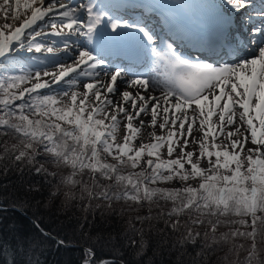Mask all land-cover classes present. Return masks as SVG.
I'll use <instances>...</instances> for the list:
<instances>
[{
	"label": "snow or ice",
	"instance_id": "6c2138e0",
	"mask_svg": "<svg viewBox=\"0 0 264 264\" xmlns=\"http://www.w3.org/2000/svg\"><path fill=\"white\" fill-rule=\"evenodd\" d=\"M0 136V168L54 189L33 205L38 238L10 245L25 264L39 238L67 247L39 209L68 205L87 215L64 228L97 229L82 264H125L97 245L127 264H185L187 245L189 264H264V0H2Z\"/></svg>",
	"mask_w": 264,
	"mask_h": 264
},
{
	"label": "trees",
	"instance_id": "16d2710c",
	"mask_svg": "<svg viewBox=\"0 0 264 264\" xmlns=\"http://www.w3.org/2000/svg\"><path fill=\"white\" fill-rule=\"evenodd\" d=\"M7 143L9 148L13 141L11 139L5 140L4 137L0 136V155H5L2 151V145ZM20 167L24 168L25 171L21 172L16 169L15 165H12L8 168L7 172L0 168V205H17L29 213L33 218H35L34 213L38 210L33 205L36 201H40L41 204H45L49 200V193L54 191L53 188L45 185L40 176L35 173H29L27 171V165H21ZM49 167V165H45ZM29 184H36L40 187L39 192L26 193V187ZM159 186V185H158ZM60 199H63L61 196ZM19 201V202H18ZM54 204H59V199L53 201ZM41 219L43 224L41 226L45 227L48 230H51L52 233L59 236L65 241H73L85 244L90 246L95 243L94 239H89V237H95L97 229L86 226L82 232H74L72 229L64 228L62 222L65 221L69 216L72 217L73 221L76 219L83 220L86 213L78 210L76 207L68 205L64 208H49L39 209ZM120 218L117 217V220ZM97 223H100L97 219ZM15 224L19 230L16 235V240L13 239V233L9 231L8 225ZM106 231H111L113 228H118L117 222L115 220L109 221L106 225H102ZM38 238L36 229L32 226L31 218L22 213L17 208H0V239H3L8 242L3 249H0V264H11L13 259H15L16 264H25L26 257L22 254H16L14 256L12 248L10 245L13 243L19 242H31ZM43 240L41 244L40 251L36 253V257L41 261V264H82L84 259V248L79 245H67V247H57L55 240H47L44 238H39ZM97 258L101 259L103 257H116V258H127L131 259L129 252L131 249L121 251L123 256L120 253L116 252L111 245L101 247L97 245ZM199 249H193L191 245L185 246V252L182 257L185 264L189 262L196 256V253ZM42 252V254H41ZM151 256V252L148 253ZM127 259L125 263L127 264ZM157 262L159 264L160 260H163L165 264L168 261L174 260L175 256L165 254L163 256L157 257ZM236 259V257H233ZM240 260H243V255L239 257ZM114 259L105 260L110 262ZM215 260V256H213Z\"/></svg>",
	"mask_w": 264,
	"mask_h": 264
},
{
	"label": "water",
	"instance_id": "95a60500",
	"mask_svg": "<svg viewBox=\"0 0 264 264\" xmlns=\"http://www.w3.org/2000/svg\"><path fill=\"white\" fill-rule=\"evenodd\" d=\"M0 208H17V209H19L20 211H22L23 213H25L26 215H28L30 218H31V220L33 221L35 218H33L29 213H27L25 210H23L22 208H20L19 206H17V205H13V206H9V205H0ZM43 227V226H42ZM45 230L46 231H48V229H46L45 228ZM53 234V236L56 238V239H61L59 236H57V235H55L54 233H52ZM66 242V241H65ZM66 244L67 245H79V246H81L82 248H84V249H86L87 247H89V246H87V245H85V244H82V243H78V242H73V241H70V242H66ZM108 259H114V260H116V259H120V258H116V257H109V256H107V257H103V258H101L100 260H108ZM126 264V263H125Z\"/></svg>",
	"mask_w": 264,
	"mask_h": 264
},
{
	"label": "rangeland",
	"instance_id": "374dc122",
	"mask_svg": "<svg viewBox=\"0 0 264 264\" xmlns=\"http://www.w3.org/2000/svg\"><path fill=\"white\" fill-rule=\"evenodd\" d=\"M0 2H2V0H0ZM21 3L23 4V0H21ZM156 135H160L161 131L160 130H154ZM140 136H145V134L141 131V133L139 134ZM145 137H149V136H145ZM150 138V137H149ZM146 142H150V140H147ZM159 186H178L175 185V182H172L169 185H159ZM21 208V207H20ZM24 210V209H23ZM23 213V212H22ZM62 239V238H61ZM66 242H70V241H66Z\"/></svg>",
	"mask_w": 264,
	"mask_h": 264
},
{
	"label": "bare ground",
	"instance_id": "6f19581e",
	"mask_svg": "<svg viewBox=\"0 0 264 264\" xmlns=\"http://www.w3.org/2000/svg\"><path fill=\"white\" fill-rule=\"evenodd\" d=\"M144 134H145V136H149V137H151L152 136V132H145L143 129L141 130ZM154 131V130H153ZM161 131V130H160Z\"/></svg>",
	"mask_w": 264,
	"mask_h": 264
}]
</instances>
